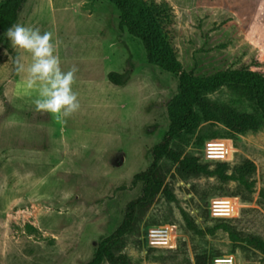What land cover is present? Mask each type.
<instances>
[{
    "label": "rangeland",
    "instance_id": "1",
    "mask_svg": "<svg viewBox=\"0 0 264 264\" xmlns=\"http://www.w3.org/2000/svg\"><path fill=\"white\" fill-rule=\"evenodd\" d=\"M125 1L153 50L207 87L167 144L178 158L157 162L164 190L107 249L126 264H264V0ZM120 20L109 0L26 1L16 24L51 32L62 70L79 69L81 108L66 122L36 109L37 90L0 46V264H88L140 194L133 176L174 122L179 74L150 62ZM127 58L129 81L109 83ZM226 109L254 124L235 127ZM210 141L224 144V158L206 156ZM151 227L166 228L173 246H150ZM99 264L120 263L103 255Z\"/></svg>",
    "mask_w": 264,
    "mask_h": 264
},
{
    "label": "trees",
    "instance_id": "2",
    "mask_svg": "<svg viewBox=\"0 0 264 264\" xmlns=\"http://www.w3.org/2000/svg\"><path fill=\"white\" fill-rule=\"evenodd\" d=\"M27 0H2L0 1V46L6 49L10 54L16 57V53L13 51L10 41L4 35L9 27L16 24L19 15ZM120 10V23L125 25L130 34L140 38L144 44L147 59L155 64H158L164 70L171 73H178L179 76V90L178 97L171 100L169 103V109L171 115L174 117L167 130L162 136L160 141L154 145L151 152V162L149 166L135 174L133 178L142 182L140 194L130 200L125 207L124 217L119 226L108 237L104 238L96 251L95 258L88 264H99L103 255H106L110 262L126 264L125 259L122 256L115 257L112 252L107 249L108 242L116 240L118 237L125 234L131 228H133L137 212L146 211L154 197L164 190V176L160 171L157 164L158 160L163 154L173 156L175 159L178 156L174 155L167 147L168 142L175 136V134L184 128L192 117V104L196 98H198L200 91L203 87H207L205 83H197L191 80L190 75L181 70L173 61V59L164 52H155L150 41V36L138 30L132 24L129 23L130 12L128 3L125 0H109ZM126 65L129 66L122 72L110 71L106 77L109 83L122 87L130 79L132 64L129 58L126 59ZM261 104H264V96L261 94L259 97ZM225 118L234 124L235 127H243L245 125H253L254 122L251 118L246 116H238L229 110L224 111ZM180 164L187 170L197 172L200 170L199 166L190 164L186 159L180 160ZM219 176L224 178L225 176L219 172ZM244 241L249 245H255L254 239L245 237ZM197 263L200 264V258L197 257Z\"/></svg>",
    "mask_w": 264,
    "mask_h": 264
},
{
    "label": "clouds",
    "instance_id": "3",
    "mask_svg": "<svg viewBox=\"0 0 264 264\" xmlns=\"http://www.w3.org/2000/svg\"><path fill=\"white\" fill-rule=\"evenodd\" d=\"M15 49L30 54L31 63L25 66L21 56L13 59L18 74H26L29 89H36L38 97L35 107L42 113L51 114L57 122H66L80 111L78 93L74 91L78 68H61L58 55V41L49 31L41 33L38 27L13 24L4 34Z\"/></svg>",
    "mask_w": 264,
    "mask_h": 264
},
{
    "label": "built area",
    "instance_id": "4",
    "mask_svg": "<svg viewBox=\"0 0 264 264\" xmlns=\"http://www.w3.org/2000/svg\"><path fill=\"white\" fill-rule=\"evenodd\" d=\"M206 156L208 158H224L225 149L222 142L210 141L205 144ZM146 241L152 247H168L171 248L173 245L168 243V232L166 228L162 227H151L148 228L145 235ZM229 261L222 258H215L213 264H230Z\"/></svg>",
    "mask_w": 264,
    "mask_h": 264
},
{
    "label": "bare ground",
    "instance_id": "5",
    "mask_svg": "<svg viewBox=\"0 0 264 264\" xmlns=\"http://www.w3.org/2000/svg\"><path fill=\"white\" fill-rule=\"evenodd\" d=\"M222 264V263H221ZM223 264H225V263H223Z\"/></svg>",
    "mask_w": 264,
    "mask_h": 264
}]
</instances>
